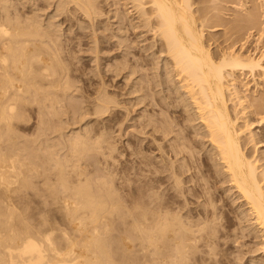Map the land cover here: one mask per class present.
Returning a JSON list of instances; mask_svg holds the SVG:
<instances>
[{
	"label": "bare ground",
	"instance_id": "1",
	"mask_svg": "<svg viewBox=\"0 0 264 264\" xmlns=\"http://www.w3.org/2000/svg\"><path fill=\"white\" fill-rule=\"evenodd\" d=\"M17 1L0 0V264H212L220 257L223 258L220 250H226L225 247L231 242L239 245L237 249L242 255L258 251L260 255L251 257L250 261L264 264V66L261 64L264 62V51L258 56L245 54L246 47L241 43L242 39V42L245 41L244 38L239 40L241 44L237 51L221 48L218 43L215 44L217 49L210 51V44L207 45L203 40L207 19V14L203 12H206V5L197 9L204 14L200 18L194 14L197 11H193L191 0H121L125 13L130 17L135 15L137 24L132 21L131 25L135 32L137 27L139 29L142 28L139 26H143L146 27L145 31H152L153 35L158 36L157 42L149 43L153 47L151 55L158 53L161 56L158 61L159 73L156 72L160 77L153 82L165 93V104L164 99L163 104L160 103L164 105V111L173 108L174 103L175 109L170 110L175 114H166L167 117L170 115L168 120L160 114L163 110L159 113L162 116L153 110L157 117L168 121L164 123L154 114L156 118L148 117V122L152 123L157 134L160 131L161 134L156 136L167 138L170 144L166 143L169 144L166 149V145H163L164 148L162 144L155 145L156 151L161 153L159 160L158 157L153 160L150 156L152 169L148 170L152 175L147 173L151 176L148 183H140L141 175L136 178L139 183H136V179L135 183L128 182V177L127 181L115 182L108 175L111 171L106 173L107 177L103 175L106 171L103 170V174L98 171L99 165L94 173L99 172L106 178H96L95 174L90 179L87 175H92L90 171L94 167L89 170L88 163L87 168L81 162L80 168L76 159L68 164L70 159L64 153L58 154L57 150L45 142V149L38 148L36 152L34 146L29 148L24 145L25 141L20 142L22 137L18 140L20 136L16 132V128L19 129L16 123L19 124L20 118L25 119L23 113L27 115L26 110L28 112V108L35 105L41 118L44 109V113H48L46 107H50V114H57L58 110L55 109L61 104L60 101L73 95L74 84L70 79L75 75L66 62L71 50H65V45L57 41L58 37L54 36L57 32L51 29L54 22L44 26L35 11L32 15L28 14L32 9H41L37 3L36 8L32 7L36 0ZM220 1L209 0L208 4L217 11L215 6ZM71 2L83 11L86 19H92L93 0H55L57 14L65 10L71 13L72 8L68 9ZM234 3L232 7L239 12L243 11L240 12L242 18L254 20V11L251 12V9L263 6L264 0H237ZM218 12L213 14L218 15ZM213 42L216 43L215 40ZM124 61L128 62L126 58ZM132 69L135 71V68ZM238 71L243 75L249 74L250 79L243 81L246 77L237 75ZM147 83L149 87L151 84ZM101 85V88L92 92L95 94L90 102L93 115L104 113L111 106H108L111 100L105 96L107 94ZM153 88L147 91L149 95ZM141 89L143 91L142 85L138 90ZM179 127L184 130L187 127L193 128L194 136L200 135V138H191L190 132L193 130L185 131L189 134H180L182 132ZM174 128L179 132H175ZM106 133L108 135V131ZM79 137L69 140L67 148L71 151L70 158L76 152L83 153L84 139ZM101 138L100 135L97 139ZM152 138L156 141L153 134ZM157 141L160 143L161 140ZM196 141L206 144L200 157L196 155L200 163L196 161L194 152L191 153ZM39 145L41 147L43 143ZM163 154H166V158ZM31 158H39L41 161H33ZM83 167L90 173L87 170L85 172ZM147 175H143L144 178ZM33 176L38 179H33ZM161 179L164 184L168 181L166 186H162ZM187 181H192L189 188L184 187ZM216 183L220 184L216 186L217 191L211 187ZM186 190L193 191L191 194L199 198L198 202L202 198V202L208 205L201 202V206L195 200L194 205L198 207L192 209V206H188L193 205L191 201L188 199L187 204V200L182 198H179L181 202L178 204L175 197H185V193H189ZM224 195L231 200V207L225 211L223 203L227 200ZM191 197L187 195V198ZM220 200V205H217L216 202ZM229 212L233 213L231 215L234 219ZM223 217L224 220H221ZM242 238L253 241L251 243L255 247L247 245L249 248L243 247L245 250H242Z\"/></svg>",
	"mask_w": 264,
	"mask_h": 264
},
{
	"label": "rangeland",
	"instance_id": "2",
	"mask_svg": "<svg viewBox=\"0 0 264 264\" xmlns=\"http://www.w3.org/2000/svg\"><path fill=\"white\" fill-rule=\"evenodd\" d=\"M14 1L16 2L17 0H14ZM14 1L12 0V2H14ZM49 1H47L48 4H47L46 0H36V2L34 1L35 2V6L33 5L32 7L36 8V3H37V6L41 7L42 10L40 9L39 11H37L35 9L34 10L32 9L30 11L31 14H30V12L28 14L32 15V12L33 13L36 12L35 14L39 15L38 19L40 18L39 20H41V23L43 22L42 25H44V26H47V24H51V22H54V23L51 24V25H53V27L51 26V29H53L54 32H57L56 33L57 35L54 34V36H56V38L58 37L57 39L60 40V41L59 40H57V41L61 42L62 46L65 45L64 46V47H66L65 50L67 48H68V50L69 49L71 50V51L69 50L70 52H69V56H68V59H67L66 62L68 64L69 69H72L73 72H74V75H75L74 78L70 79V81L73 82V84H74L73 91H72L73 95H71L72 97L71 96L66 97L67 100L63 98L62 99L63 102L60 101L61 104H59L60 106L59 105L58 106L62 107V108H59L58 106H56L58 108V109L57 108L55 109L56 111L58 110L57 114L55 112H52V114L54 113L53 115L50 114L51 113V110H49L50 107H46V108H48V111H47L48 113L45 112L47 115L44 113L45 109L43 110L42 118L45 121H42V122H44L45 125L41 122V120H43L41 118V114H39L37 112V110H35L36 106L32 105L31 109L28 108V112L26 110L27 115L25 113H23L25 119L20 118L19 121H18L19 124L16 123V126L19 128V129L16 128V132L20 136V137H18L19 138L18 140L20 141L22 139L20 141L21 143L25 141L24 145L28 146L29 148H32L34 146V148H36L35 149L36 152H37L38 148L39 149L40 148L41 149H45L46 144L47 145L49 144V145H51L52 148L57 150L58 154L64 153L67 156V158L70 159L68 164L71 163V161L75 162V159L77 161H78V159L81 160V161H78V162L76 161V163L79 165L80 168H82L81 162L83 163V166H85V167L87 166V168H88V165H89V168H88L89 170L92 167L96 168L99 165V167H97L98 171L101 172V173H102L103 170L106 171V172H103L105 174L102 173L105 176H106V173L108 174L111 171V173L108 174V175L110 177H112V179L115 182L116 181L117 182L127 181L126 178L128 177V182H130V183H135L136 181H137L136 183H139L140 181H141L140 183H142V182L144 183L145 181L148 183V180H150V178H151L150 175H147V173L150 172V169L148 170V168L152 169V167H151L152 166L151 157H152L153 160L157 159L156 157H158V160H159V158H160L159 154L161 153L159 151H156V149H155L156 146L155 145L156 144H160V145L162 144V147L164 148L163 145H166V143L170 142V140L167 141V138L166 139L165 138L161 139L162 136H156L158 134L160 135L161 133H159L160 131H158V134H157V132H155L153 130L152 123L150 121L148 122V119L149 118L150 119L151 118H156L157 115L162 116L160 114H163V117L165 116L168 120H170V115H168V117H169L168 118L166 114H173L172 110L175 109V107L173 105L174 103H173L172 104L173 108L170 107L169 109H167V111H164L165 110L163 108L164 105L161 106L160 103L163 104L165 102V99L163 98V95L165 93H163V91L161 92V89H160L161 87L157 86V84L153 82V81H157V79H159V77H160V75L159 74L157 75V73H159L158 65H160V62L158 63V61L161 59V56H159L158 53H156L155 55H151V51H153L152 50L153 47L151 48L149 45L152 44V43L157 42V37L158 36L156 37L155 34L153 35L152 31H145L146 27H143V26H139V27H142V28H139V29L137 27L136 28L137 31L135 32V28H133V26H131L132 25V21H135V23L137 24L135 15H133L134 18H135L134 19L133 16L130 17L128 14L125 13L126 10H125L124 7H122L123 5H121V3H122L121 0L120 1L119 0H93V5H94L93 12L96 13V14L95 15H93L94 13L92 14V19H89V18L86 19L84 13H82L83 11L80 10V8H78V6H76V4L73 3V2L68 4L69 8L67 7L68 9L72 8L70 10L71 13L70 12L68 13L69 10H67V11L65 10L63 13L60 14L61 15L60 16L55 11V7H56L55 0H51L52 3L51 2L49 3ZM208 1L209 0H200V1L199 0H194V1L191 0V2L193 3V4L191 3L192 4L191 7L192 8L194 7L193 11L195 12V9H196V11H197V9L200 10L203 5H206V9H205L206 12H203V13L205 15L207 14L206 15L207 19H206L205 24L209 25V26L205 25V30L206 31L204 30V34L205 35L203 37V40L205 41V43L207 45L210 44L209 45L210 51H215L217 49V47L215 46V44H217V43H218L219 47H221V48H225L227 50L233 49V50H236V51L239 50V47H240L239 45L241 43L242 44L244 43V45H245L244 47H246V48H244V50L245 49L247 50V52L245 51L244 53L245 54H247V53L252 54L253 53L252 56H258L264 51V5L263 4H262L263 6L259 5L256 8L251 9V12L254 11L253 12V14H254V18L253 19L254 20H248V19L246 20V19L241 17L242 15L240 14V12H243V11L239 12V11H237L235 9V7H232V5L235 4L234 2H236L237 0H221L219 3L217 2V5L215 7H217L216 8L217 11L220 12V13L218 12V15H214L213 14L214 12H217V11H215L213 6L208 4ZM257 1H261V0H257ZM32 2L33 1H31V3ZM70 4H72V5H70ZM18 6H21V5L19 4ZM197 7H199V8H197ZM75 10H76V12H75ZM199 10L197 12H195L194 14L201 18V15L203 13H199L200 12ZM53 11H55V12H53ZM72 11H73V13H72ZM122 11H124V12H122ZM123 14L127 15L130 19L127 16H124ZM69 15H70V17H69ZM118 15L119 16L121 15V16L119 17ZM210 15H211V17H209ZM66 16H68L69 18L66 17ZM52 18H53V20H52ZM64 18H65V20H64ZM66 18H68L67 21H66ZM124 19H126V20H124ZM61 20H63V21H61ZM46 21L50 22V23H46ZM207 21H208V23H207ZM124 24H125V26H124ZM129 24H130V26H129ZM208 27L214 28V29L209 31L210 28H208ZM138 30H140L142 32H140ZM97 31H98V33H97ZM242 38H244V40H245L244 42H242V40H243ZM153 39H155V40H153ZM240 39H242L241 43L239 41ZM213 40H215L216 43H214ZM93 41H95V42H93ZM117 41H118V43H116ZM93 54H94V57H93ZM158 56H159V58H158ZM125 58H126V61H128V62L124 61ZM135 59L138 60V62L135 61ZM130 61H131V63H130ZM140 61H142V62L144 61L143 63H145V64H143ZM150 61L152 63H150ZM122 62L123 63L125 62V63L122 64ZM129 63L130 64L133 63V66L129 65ZM134 63L136 65L135 67H134ZM138 63L141 66H144V67H141ZM261 64H263V66H264V62L263 61L261 62ZM119 65H122V67H125V68H123V70H122V69H120L122 67L119 68ZM153 66L155 68H153ZM116 67H117V69H120L121 71L120 70L118 71L116 69ZM126 67L129 69V71H128V69ZM132 67L135 68V71H134V69H132ZM131 70H133L134 72L131 71ZM115 71H118V72H115ZM240 72L241 71H238L236 74L239 75L240 77L241 76L246 77V79L242 77L244 79L243 81H247V80L250 79V76H248L249 74H244L243 75ZM143 74H145V75H143ZM128 77H130V78H128ZM94 79H96V80H94ZM147 79H149V81ZM101 81L103 83H100ZM147 82H149L151 84L149 87H148V83ZM101 84H103V86H104L103 88L105 89L104 91L106 92L105 94H107L105 96L111 100V102H110V104H108V106L111 105L112 107L109 106L108 109L104 113H101L102 115L98 114V113L97 114L94 113L95 115H93V112H92L93 108L91 107L93 105L90 104V102L93 100V97H94L95 94H93L92 92H94L98 88H101V86H102ZM140 85L143 86V91H142V89L138 90ZM145 85H146V87H145ZM153 85H154V88H153ZM134 86H135V88H134ZM144 87H145V89H144ZM74 88H76V89H74ZM150 88L154 89V90L151 89L153 91H150L151 93L154 92V93H152V95H151V93H150V95L147 93V91L149 92ZM134 89H135V91L133 92ZM145 92H146L147 96L145 95ZM139 93H142L143 95L142 94L140 95ZM139 96L140 97L143 96V97L140 98ZM144 96L146 98H144ZM143 98H144V100H143ZM159 98H161V99L159 100ZM112 99H114V100H112ZM137 99H140V100L138 101ZM163 99H164V101H163ZM150 100H152V101H150ZM153 100H154V103H153ZM158 100L160 102H158ZM162 101H163V103H162ZM112 102H113V105H112ZM154 104L156 106H154ZM32 107H34V108H32ZM157 107L161 108V109H158ZM170 109H172V110H170ZM77 110H78V112H77ZM153 110H154V112L157 115L153 112ZM168 110H169V113H168ZM79 111L81 112V114H80ZM84 111H86V112H84ZM161 111H162V113H160ZM165 112H167V113H165ZM48 114L52 115V116H49ZM154 114L156 115V117H155ZM39 115H40V117H38ZM44 115H46L45 116L46 118H44ZM159 116L157 118L162 119L164 123H166L168 121V120H166V118L164 119L163 117H159ZM60 120H61V122H60ZM162 120H161V122H162ZM66 122H68V124ZM69 123H71V124H69ZM146 123L148 125H146ZM39 124H40V126H39ZM142 124H145L146 126L142 125ZM172 124L174 125V123H172ZM40 128H42V131H41ZM126 128H127V130H126ZM179 128H181L179 130H180V132H182V133H180L182 135H183V133H184V135L185 134H189V133H186V132H190V130H193V131L190 132L191 133L190 134L191 138H193V136L195 134L193 128L190 129V127L189 128L187 127L186 130H188V131L182 129V127H179ZM39 129H40V131H39ZM179 130L176 131V129H175V132H179ZM183 130H184V132H183ZM35 131H36V133H35ZM107 131H108V135L106 133ZM37 132H38V134H37ZM82 133H84L85 135L87 133L88 134L85 136ZM21 134H22V136H21ZM41 134H43V135H41ZM152 134H153L154 138L156 137V141L153 140ZM171 134L174 135L175 133H171ZM100 135H101L102 138L98 140L97 138L98 137L100 138ZM177 135L180 136L179 134H177ZM73 136L74 137H79L80 136L79 139H82V140L84 139L83 141H84V146L85 147H83V148H84L85 152L83 150V153H81V154L77 153V152L74 153L73 154L74 156L71 157L73 159L72 160L70 158V154H69L70 149H68V148H69V140H70V138H74ZM196 136H194L193 139H195V138L199 139L200 138V135H198L199 137L198 136L196 137ZM62 137H64V138H62ZM31 138H32V140H31ZM35 138L37 139V141H36ZM85 138H86V140H85ZM33 139H34V141H33ZM43 139L45 141H43ZM103 139H104V141H103ZM159 139L161 141H163L165 144H163V142L161 143V141L159 143V141H157ZM26 140H27V143L29 145L31 144V146H29L26 143ZM30 141H31V143H30ZM38 141H39V144L43 143V145H45V146L43 147V145H41V147H40V145L37 144ZM55 141H57V142H55ZM64 141H65V143L62 144V142H64ZM108 141H109V144L111 146L108 144ZM171 141H173V139H171ZM33 142H35V143H33ZM44 142L46 144H44ZM66 142H67V144H66ZM197 142H199V141L195 142L196 146L193 145L192 149L194 151H191V153L193 154V152H194L193 155L195 157H196V155L197 156L199 155V157H200V154L205 151V148H206L205 145L206 144L202 145L201 142H199V143H197ZM105 144L108 146L107 148H106ZM36 145H38V146L35 147ZM168 145H166L164 149H166ZM200 147H201L202 150L200 149ZM63 150H66V151H63ZM196 150H197V152H196ZM35 151H33V152H35ZM78 151H79V149H78ZM152 151L155 152V153H153ZM84 153H85L86 156L85 155L83 156ZM150 153H152V154H150ZM89 154L91 156H89ZM137 154H138V156H137ZM143 154H145L144 155L145 157H143ZM101 156H103V157H101ZM86 157L87 158L89 157V158L87 159ZM154 157H155V159H154ZM163 157L166 158V154H165V156L163 154ZM199 157H196V161H198L200 163V160H199L200 158ZM147 158H148V161L151 160L150 161L151 163L146 160ZM31 159L33 161L34 160L35 161L36 160L41 161L39 158H37V159L31 158ZM172 159H174V158L172 157ZM87 160H90V161L88 162ZM141 160H142V162H140ZM143 160H144V162L145 161H147V162L143 163ZM95 161H96V163H95ZM179 161H180V159L177 160L176 162H179ZM87 163H88V165H87ZM137 163H138V165H137ZM141 163H142V165H141ZM149 163H150V165H149ZM85 167H83V169L86 172L87 168H85ZM102 167L104 169H102ZM94 168H93V170L90 171V172H92V175L91 174L87 175L88 178H90V177L92 178L93 175L96 174V173H94V171L96 172L97 168L96 169H94ZM99 168H101V169H99ZM141 168H143V169H141ZM204 168L202 167V169H204ZM89 170H87V173H90ZM140 171L141 172L143 171V172L141 173ZM99 172H97V173L100 174V175L96 174V178H100L99 176H102V174L99 173ZM149 174H151V172ZM136 175H138V176H136ZM140 175H141V178H139V180L140 179L141 180L138 182V180L136 178L140 177ZM143 175L144 176L147 175V177H145V178H148L149 176L150 177L145 180ZM116 176H117V179H116ZM106 177L102 176L100 179H105ZM120 177H122V178H120ZM124 177H125V180L123 179ZM36 178H35V176H33V179H36ZM119 178L121 179V181H120ZM160 178L163 179V176H161ZM134 179H136V181ZM162 179H161V182L163 184L162 186H166L168 181L165 182V184H164L163 182L165 181L164 180L165 178L163 179L164 181H162ZM142 180H144V181H142ZM209 180H211V179L209 178ZM187 182L188 183H185L186 185L183 184L184 187L185 186L191 187L192 181L191 182L187 181ZM221 184L223 185V183H221ZM218 185H220V184L216 183V184L212 185L211 187H212V189L214 188L213 190L217 191L218 189L216 188V186H218ZM213 186H215V187H213ZM186 192H189V193H185V194L188 195V197H191V196L192 197L191 198H187V195H186L185 196L186 198H185L184 195H178V197L177 196L175 197V199L177 198V200H178V202H177L178 204H179V201L181 200V198H182V200L183 199H185V201L187 200L186 203L188 202V199H189V201H191L190 204L192 203L193 205H188V206L189 207L192 206L193 207V208L191 207L192 209L198 207V205L197 206L194 205L195 204L194 202H196V201H197L196 204L200 203L201 206H202V204L203 205L207 204V203H203L202 202V198H200V200H199V201L202 202V204H201V202H198L197 199H199V198H196L193 194H191V193H193V191L186 190ZM124 193H126V192H124ZM189 195H191V196H189ZM193 196L195 197L194 201H193ZM224 197H225V200H227V201L225 203H223V210L224 209L228 210V208L231 207L230 206L231 205L230 204L231 200H230V198L228 199V197L226 195H224ZM226 197H227V199H226ZM179 198H180V200H179ZM185 201L184 202L182 201V203H185ZM219 202L221 203V200L216 202L217 205L219 204ZM187 204H189V202ZM231 214H233V213L229 212V215L234 219L233 215H231ZM221 220H224V217ZM230 228H232V227H230ZM236 229H237V227H236ZM240 242L243 244L242 247H240V248H242V250L247 249L246 247H248V246L250 248L255 247L254 244H252L253 241H251L249 239L246 240L245 238H242L240 240ZM238 247H239V245L237 243L235 244V243L231 242L228 247L227 246L225 247L226 250H224V248H222L220 250L221 254L224 255L223 256L224 259L220 257L219 259H217L213 263H215V264H247V263L248 264H256L255 261H250V258L254 257V256L255 257L259 256L260 254H258L259 253L258 251L255 250V252L252 251V252H249V254L247 252V253H244V255H242L240 252H238L239 251L237 249ZM223 250H224L225 254H224ZM250 253H251V255H250ZM239 255H240V257H239ZM241 255H242V257H241ZM225 256H226V258H225ZM221 259H222V261H221ZM239 261H240V263H239ZM249 261H250V263H249Z\"/></svg>",
	"mask_w": 264,
	"mask_h": 264
}]
</instances>
